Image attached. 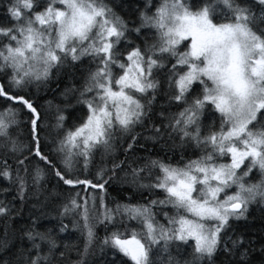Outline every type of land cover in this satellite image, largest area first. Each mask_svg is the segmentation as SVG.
Masks as SVG:
<instances>
[{"label": "snow or ice", "instance_id": "snow-or-ice-1", "mask_svg": "<svg viewBox=\"0 0 264 264\" xmlns=\"http://www.w3.org/2000/svg\"><path fill=\"white\" fill-rule=\"evenodd\" d=\"M113 7L6 0L0 178L15 184L21 208L0 201V264H94L97 224L107 232L98 247L112 250L111 264L117 254L119 264H217L218 255L219 264H253L256 241L237 222L252 204L264 211V0H159L137 8L131 21ZM53 74L68 84L45 137L36 93ZM69 107L80 111L66 128ZM22 123L30 126L27 142L13 133ZM149 142L171 156H138ZM112 181L149 196L112 207ZM53 196L61 201L58 231L72 215L82 247L38 230ZM29 200V220L10 235L8 221L24 219ZM258 251L264 264V238Z\"/></svg>", "mask_w": 264, "mask_h": 264}, {"label": "trees", "instance_id": "trees-1", "mask_svg": "<svg viewBox=\"0 0 264 264\" xmlns=\"http://www.w3.org/2000/svg\"><path fill=\"white\" fill-rule=\"evenodd\" d=\"M195 2V0H193ZM251 3L252 0H249ZM110 5H113L114 12L121 16L122 18L131 21L137 16L136 9L141 8L144 9L146 4L151 3L155 5L159 3V0H109ZM5 5L6 0H0V21H3V15L5 12ZM256 12H259V8L255 9ZM139 42V41H138ZM182 50V49H181ZM76 84H79V81H75ZM66 84H68L67 76L57 77L53 74L51 81L49 82L48 86L42 87L37 93V103L40 105V112L42 114L43 124H44V132L42 133L43 136L47 137L49 132L52 130V126L56 122V115L58 108H64L65 102L64 98L62 97L61 93L65 88ZM70 86V85H69ZM162 103L160 98L157 99V111H159V106ZM6 105L3 104L2 100H0V108L5 107ZM177 109H173L176 111ZM79 107H69L66 108L64 111V115L66 117L65 120V127L67 128L74 122V117L79 115ZM30 126H25L23 123L20 125L18 129H13V133H19V139L27 142L28 134H29ZM50 138V137H49ZM138 156H149L151 155L153 158L156 156H160L165 160L168 159L171 154L165 155L160 149L153 148L151 142H149L145 149H140L137 152ZM122 156V154H121ZM179 158V154L176 157H172V162L175 163L176 160ZM99 162V156H97L96 161L94 162L93 169L95 167V163ZM11 163V160H9ZM109 162V167H110ZM14 167V165H13ZM255 173V171L253 172ZM55 184L54 179H50L46 187L49 191L53 190V185ZM107 187V199L106 203L110 206L114 207L115 202L120 203H132L135 204L137 202L143 203V197L149 196L147 190L139 189L136 186L131 184H124L117 181H112ZM0 188H8L7 192H0V201L4 204H9V206L15 205L16 208H21V202L19 197L13 199L16 195V186L15 184H9L3 178H0ZM83 194V193H81ZM68 193L65 192L64 196L67 197ZM41 200H43V196H41ZM11 202V203H10ZM34 200H29L25 203L23 207L24 212V219H19L13 216L9 221V234L11 235L12 230H18L23 224H25L29 220V210L34 203ZM61 203L59 199L55 196L51 198L48 202L47 209H42L45 211L46 214L40 215L35 209H32L35 214L40 215V219L37 224L38 230H45L49 229L52 231L53 236L57 239L58 243L63 246L64 243L68 244H76L80 247L83 246V236L81 235L80 231L77 228L73 227L74 217L72 215H65L63 218V224L67 225V229L64 232H59L58 229L60 227L61 218L58 215L59 207L58 205ZM164 222L162 217H157ZM130 226H135L134 221L129 222ZM238 227L237 231L243 232L245 234L246 240H255L256 241V249L257 251L253 253L252 260L253 264H261V256L259 254V247L261 238H264V211H261L260 206L256 204H252L249 207V211L247 213V220L237 222ZM3 222L0 221V235H3ZM113 229L111 226L108 227V232H111ZM95 234L97 239L93 244V249L95 251V255L92 256V260L94 264H111L113 259L112 257V250L110 248L105 249L104 252H101L98 245L103 240V238L107 235L105 228L102 224H97L95 227ZM19 233L17 231V237ZM19 243L18 239L16 241ZM25 243H27L25 241ZM186 251V250H182ZM173 255H175V249H172ZM0 255H5L4 253H0ZM73 258H75V252L72 253ZM119 254H117V264H119ZM167 259V257H165ZM223 259L222 255H218L217 257V264L219 261Z\"/></svg>", "mask_w": 264, "mask_h": 264}, {"label": "rangeland", "instance_id": "rangeland-1", "mask_svg": "<svg viewBox=\"0 0 264 264\" xmlns=\"http://www.w3.org/2000/svg\"><path fill=\"white\" fill-rule=\"evenodd\" d=\"M252 175L255 176V173H253Z\"/></svg>", "mask_w": 264, "mask_h": 264}]
</instances>
